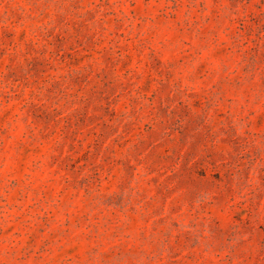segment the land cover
<instances>
[{"label":"rangeland","instance_id":"rangeland-1","mask_svg":"<svg viewBox=\"0 0 264 264\" xmlns=\"http://www.w3.org/2000/svg\"><path fill=\"white\" fill-rule=\"evenodd\" d=\"M0 264H264V0H0Z\"/></svg>","mask_w":264,"mask_h":264}]
</instances>
